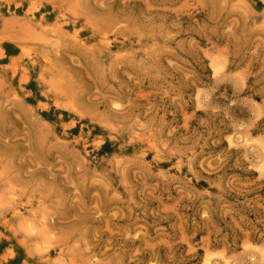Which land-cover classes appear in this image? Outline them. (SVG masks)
Listing matches in <instances>:
<instances>
[{"label":"rangeland","instance_id":"1","mask_svg":"<svg viewBox=\"0 0 264 264\" xmlns=\"http://www.w3.org/2000/svg\"><path fill=\"white\" fill-rule=\"evenodd\" d=\"M0 264H264V0H0Z\"/></svg>","mask_w":264,"mask_h":264},{"label":"bare ground","instance_id":"2","mask_svg":"<svg viewBox=\"0 0 264 264\" xmlns=\"http://www.w3.org/2000/svg\"><path fill=\"white\" fill-rule=\"evenodd\" d=\"M32 30V29H31ZM26 31V30H25Z\"/></svg>","mask_w":264,"mask_h":264}]
</instances>
